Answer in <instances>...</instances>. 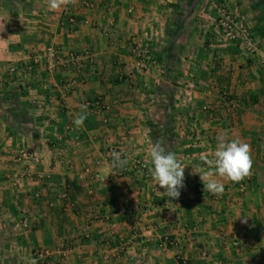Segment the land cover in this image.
<instances>
[{"label": "crops", "instance_id": "crops-1", "mask_svg": "<svg viewBox=\"0 0 264 264\" xmlns=\"http://www.w3.org/2000/svg\"><path fill=\"white\" fill-rule=\"evenodd\" d=\"M220 6L254 52L222 36ZM166 72L170 151L186 167L178 199L148 171ZM14 89L31 119L12 125L0 103V264H28L35 250L46 264H264L261 0H76L57 11L0 0V93ZM224 131L250 145L253 167L215 196L192 173ZM17 147L39 163L14 161ZM110 149L129 158L123 169L111 168ZM21 171L30 177L13 185Z\"/></svg>", "mask_w": 264, "mask_h": 264}, {"label": "clouds", "instance_id": "clouds-1", "mask_svg": "<svg viewBox=\"0 0 264 264\" xmlns=\"http://www.w3.org/2000/svg\"><path fill=\"white\" fill-rule=\"evenodd\" d=\"M75 2L76 0H48V6L51 10L57 11ZM86 119L87 105L82 104L73 123L79 128L84 125ZM149 157L152 166L148 171L154 185L165 190L162 195L178 199L180 189L184 187L185 165L169 150L168 142L163 139L151 142ZM111 158L113 169H123L129 163V158L124 157L120 151H112ZM252 167L250 145L239 139H231L229 133L224 131L219 135L215 148L201 154V166L192 174H199L204 190L221 196L224 193L225 181L233 183L243 181L251 175ZM28 264H36V261L31 259Z\"/></svg>", "mask_w": 264, "mask_h": 264}, {"label": "built area", "instance_id": "built-area-1", "mask_svg": "<svg viewBox=\"0 0 264 264\" xmlns=\"http://www.w3.org/2000/svg\"><path fill=\"white\" fill-rule=\"evenodd\" d=\"M216 26L220 30L222 36L225 39L236 41L245 51L247 52H254L255 46L252 39L251 34L246 30L243 22L241 19L235 15H232L230 11L225 8L224 6H220L217 8V15H216ZM87 54V52H86ZM11 71L14 70V68H10ZM114 151L113 149L108 150L105 153L106 158H111V152ZM12 159L16 162H24L29 161L32 165H36L39 163L38 157L31 151L22 148L17 147L14 152L12 153ZM29 171H21L17 174L16 178L14 177L12 180V184L16 185L22 182V180H27L30 177ZM92 179H99V177L94 174L91 177ZM239 189L242 190L243 186L239 185ZM34 197H38V193L35 191L32 194ZM21 224L23 226L26 225V221L23 219L21 221ZM163 242L169 245L174 244V240L169 239L168 237L163 238ZM243 245L246 246L247 243L243 242ZM48 256V252L45 250H35L32 253V259L36 261V264H46L45 257Z\"/></svg>", "mask_w": 264, "mask_h": 264}, {"label": "trees", "instance_id": "trees-1", "mask_svg": "<svg viewBox=\"0 0 264 264\" xmlns=\"http://www.w3.org/2000/svg\"><path fill=\"white\" fill-rule=\"evenodd\" d=\"M264 3V0H261ZM172 44L171 39L170 42L166 46H170ZM167 70L166 67H164ZM165 83L157 87V93L162 95V99L156 104V111L158 113V118L155 120L156 122H149V133L151 136L152 142L156 139H163L168 142L169 150L171 148V140L173 138V127L174 121L171 117V90H170V79L168 77V73L164 74ZM17 93L14 90H7L6 92L0 93V103L6 102L9 104V113L10 117L13 119L12 125H19L21 123H25L30 121L31 116L25 110H21L18 108V104L16 102ZM29 119V120H28Z\"/></svg>", "mask_w": 264, "mask_h": 264}, {"label": "rangeland", "instance_id": "rangeland-1", "mask_svg": "<svg viewBox=\"0 0 264 264\" xmlns=\"http://www.w3.org/2000/svg\"><path fill=\"white\" fill-rule=\"evenodd\" d=\"M166 44H167V43H166ZM155 120H157V119H155ZM155 120H154V122H156Z\"/></svg>", "mask_w": 264, "mask_h": 264}]
</instances>
